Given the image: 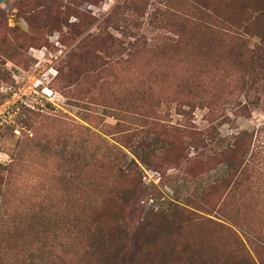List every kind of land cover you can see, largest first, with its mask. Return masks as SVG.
Masks as SVG:
<instances>
[{"label":"rangeland","instance_id":"rangeland-1","mask_svg":"<svg viewBox=\"0 0 264 264\" xmlns=\"http://www.w3.org/2000/svg\"><path fill=\"white\" fill-rule=\"evenodd\" d=\"M37 66L0 264H264V0H0V101Z\"/></svg>","mask_w":264,"mask_h":264},{"label":"built area","instance_id":"built-area-1","mask_svg":"<svg viewBox=\"0 0 264 264\" xmlns=\"http://www.w3.org/2000/svg\"><path fill=\"white\" fill-rule=\"evenodd\" d=\"M36 70L25 73L22 78L13 79L15 84L2 90L0 101V127L16 126L17 118L23 111L49 113L54 105V92L49 87L47 71Z\"/></svg>","mask_w":264,"mask_h":264},{"label":"trees","instance_id":"trees-1","mask_svg":"<svg viewBox=\"0 0 264 264\" xmlns=\"http://www.w3.org/2000/svg\"><path fill=\"white\" fill-rule=\"evenodd\" d=\"M262 149L264 150V142H263L262 140H260V141H259V144H258L257 146H254V147H253V149H252V154L254 153V151L257 152L258 150L260 151V150H262ZM259 151H258V152H259ZM252 154H251V156H250V157H251V160H253V158H254V155H252ZM260 154H262V152H261Z\"/></svg>","mask_w":264,"mask_h":264}]
</instances>
